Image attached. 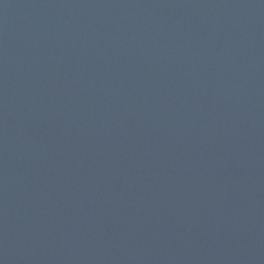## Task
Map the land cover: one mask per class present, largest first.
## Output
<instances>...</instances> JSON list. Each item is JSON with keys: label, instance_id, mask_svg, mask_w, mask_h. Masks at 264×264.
I'll return each instance as SVG.
<instances>
[{"label": "water", "instance_id": "obj_1", "mask_svg": "<svg viewBox=\"0 0 264 264\" xmlns=\"http://www.w3.org/2000/svg\"><path fill=\"white\" fill-rule=\"evenodd\" d=\"M0 264H264V0H0Z\"/></svg>", "mask_w": 264, "mask_h": 264}]
</instances>
